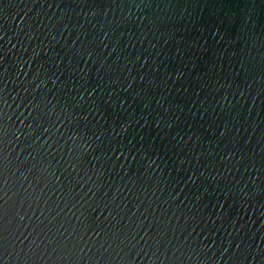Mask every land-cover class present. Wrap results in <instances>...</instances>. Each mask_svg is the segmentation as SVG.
Masks as SVG:
<instances>
[{
  "label": "water",
  "instance_id": "water-1",
  "mask_svg": "<svg viewBox=\"0 0 264 264\" xmlns=\"http://www.w3.org/2000/svg\"><path fill=\"white\" fill-rule=\"evenodd\" d=\"M0 264H264V0H0Z\"/></svg>",
  "mask_w": 264,
  "mask_h": 264
}]
</instances>
